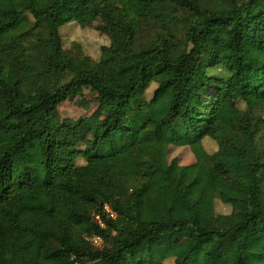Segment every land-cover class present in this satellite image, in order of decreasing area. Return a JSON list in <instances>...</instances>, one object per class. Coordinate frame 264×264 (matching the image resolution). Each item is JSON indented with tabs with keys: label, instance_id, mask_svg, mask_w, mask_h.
<instances>
[{
	"label": "trees",
	"instance_id": "16d2710c",
	"mask_svg": "<svg viewBox=\"0 0 264 264\" xmlns=\"http://www.w3.org/2000/svg\"><path fill=\"white\" fill-rule=\"evenodd\" d=\"M0 182V264H264V0H0Z\"/></svg>",
	"mask_w": 264,
	"mask_h": 264
},
{
	"label": "rangeland",
	"instance_id": "374dc122",
	"mask_svg": "<svg viewBox=\"0 0 264 264\" xmlns=\"http://www.w3.org/2000/svg\"><path fill=\"white\" fill-rule=\"evenodd\" d=\"M68 14L82 15L83 10L78 4L75 3L71 5V8L69 11L64 12V15H68ZM136 66H137V62H131V63L120 66V71L123 73H126V72L134 70ZM74 101L76 104H74L73 101L67 104L71 115H76V117H87L88 115L93 114L94 111L96 110V108L93 105V101L90 98L84 97L83 95H80L79 97L74 99ZM80 104H85V105H80ZM191 154L193 153L191 149L188 147H184V148L173 147L170 158L171 159L179 158L183 164H188L192 162L191 158L193 157L191 156ZM238 155L239 154H235L232 160L231 167L233 169H237L239 165L240 156ZM1 188H2V184L0 182V190ZM93 243H95L98 247L103 246V243L101 242V240H98L95 242L93 241ZM254 250L255 251L264 250V241L257 242Z\"/></svg>",
	"mask_w": 264,
	"mask_h": 264
},
{
	"label": "built area",
	"instance_id": "2783aa9c",
	"mask_svg": "<svg viewBox=\"0 0 264 264\" xmlns=\"http://www.w3.org/2000/svg\"><path fill=\"white\" fill-rule=\"evenodd\" d=\"M99 224L101 225V222H99ZM98 240H100V239H97V238H93V239H92V241H94V242H95V241H98ZM101 242H102V241H101Z\"/></svg>",
	"mask_w": 264,
	"mask_h": 264
},
{
	"label": "bare ground",
	"instance_id": "6f19581e",
	"mask_svg": "<svg viewBox=\"0 0 264 264\" xmlns=\"http://www.w3.org/2000/svg\"><path fill=\"white\" fill-rule=\"evenodd\" d=\"M231 165H232V162H231ZM234 170H238V167H237V169H234Z\"/></svg>",
	"mask_w": 264,
	"mask_h": 264
}]
</instances>
